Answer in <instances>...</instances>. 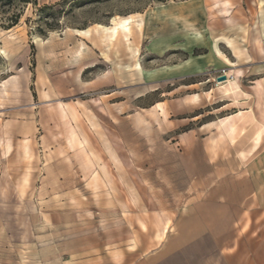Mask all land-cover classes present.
<instances>
[{"label": "rangeland", "instance_id": "374dc122", "mask_svg": "<svg viewBox=\"0 0 264 264\" xmlns=\"http://www.w3.org/2000/svg\"><path fill=\"white\" fill-rule=\"evenodd\" d=\"M257 132L264 0L0 2V264H133L203 173L249 165L264 205V139L232 147Z\"/></svg>", "mask_w": 264, "mask_h": 264}, {"label": "crops", "instance_id": "0c3cea01", "mask_svg": "<svg viewBox=\"0 0 264 264\" xmlns=\"http://www.w3.org/2000/svg\"><path fill=\"white\" fill-rule=\"evenodd\" d=\"M263 137L264 132H257L251 144L243 141L232 146L241 149L237 159L245 161L260 147ZM210 158V145L203 142L202 160L203 164L207 162L209 172ZM211 180L209 173H203L197 194L173 221V230L163 234L154 250L142 251L133 264H216V260L217 264H232L228 251L233 250L228 246L234 243L245 247L241 254H231L237 264H258V248H249L245 239L241 243L236 232L256 227L253 216L264 213L260 195L252 184L250 166L244 164L235 174L226 171L219 177L218 190L212 189Z\"/></svg>", "mask_w": 264, "mask_h": 264}, {"label": "water", "instance_id": "95a60500", "mask_svg": "<svg viewBox=\"0 0 264 264\" xmlns=\"http://www.w3.org/2000/svg\"><path fill=\"white\" fill-rule=\"evenodd\" d=\"M225 79H226V75L224 74L216 77V81H223Z\"/></svg>", "mask_w": 264, "mask_h": 264}, {"label": "trees", "instance_id": "16d2710c", "mask_svg": "<svg viewBox=\"0 0 264 264\" xmlns=\"http://www.w3.org/2000/svg\"><path fill=\"white\" fill-rule=\"evenodd\" d=\"M6 1H12V0H0V2H6ZM19 1H24V2H26V1H28V0H19Z\"/></svg>", "mask_w": 264, "mask_h": 264}, {"label": "bare ground", "instance_id": "6f19581e", "mask_svg": "<svg viewBox=\"0 0 264 264\" xmlns=\"http://www.w3.org/2000/svg\"><path fill=\"white\" fill-rule=\"evenodd\" d=\"M91 66H93V65H91Z\"/></svg>", "mask_w": 264, "mask_h": 264}]
</instances>
